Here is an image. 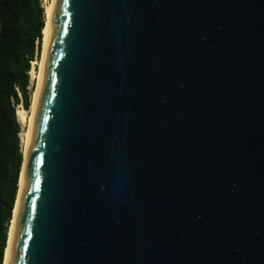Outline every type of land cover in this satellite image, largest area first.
<instances>
[{
  "label": "water",
  "instance_id": "95a60500",
  "mask_svg": "<svg viewBox=\"0 0 264 264\" xmlns=\"http://www.w3.org/2000/svg\"><path fill=\"white\" fill-rule=\"evenodd\" d=\"M7 264H264V0H54Z\"/></svg>",
  "mask_w": 264,
  "mask_h": 264
},
{
  "label": "trees",
  "instance_id": "16d2710c",
  "mask_svg": "<svg viewBox=\"0 0 264 264\" xmlns=\"http://www.w3.org/2000/svg\"><path fill=\"white\" fill-rule=\"evenodd\" d=\"M44 22L41 0H0V264L23 160L16 106H30V62L40 58Z\"/></svg>",
  "mask_w": 264,
  "mask_h": 264
},
{
  "label": "bare ground",
  "instance_id": "6f19581e",
  "mask_svg": "<svg viewBox=\"0 0 264 264\" xmlns=\"http://www.w3.org/2000/svg\"><path fill=\"white\" fill-rule=\"evenodd\" d=\"M53 4H54V0H50V1L45 2L42 5L43 9H44V21H45L44 22V28L42 30V50H41V58H40V61H39V71H38V73L36 74L34 70L30 71L31 78L37 79L36 88H35V90L32 93L30 106H29L28 109H25L23 107V105H19L17 107V109H16L17 119H18L19 123L21 124V126L23 125L25 127L22 130L21 134H20L23 160H22V166H21L19 183H18V192H17V196H16V201H15V204H14V209H13V213H12V219L10 221L9 230H8L7 246H6V249H5L3 264H7L10 244H11L13 231H14V226H15L18 199H19V194H20V189H21V184H22V178H23V173H24V168H25L26 146H27L28 133H29L30 123H31V119H32L35 99H36L38 80H39V73H40L43 53H44L45 46H46V43H47V40H48L49 25H50V18H51L52 10H53Z\"/></svg>",
  "mask_w": 264,
  "mask_h": 264
},
{
  "label": "rangeland",
  "instance_id": "374dc122",
  "mask_svg": "<svg viewBox=\"0 0 264 264\" xmlns=\"http://www.w3.org/2000/svg\"><path fill=\"white\" fill-rule=\"evenodd\" d=\"M42 1V5L45 3V2H47V1H50V0H41ZM40 58H41V55H40ZM40 58L38 59V60H36V64H35V68H34V71H35V73L37 74L38 73V71H39V61H40ZM36 81H37V79H33V78H31L30 77V89L31 88H33V89H31V90H35V88H36ZM33 91H32V93H33ZM31 97H32V95H31ZM25 127L22 125V130L24 129Z\"/></svg>",
  "mask_w": 264,
  "mask_h": 264
},
{
  "label": "built area",
  "instance_id": "2783aa9c",
  "mask_svg": "<svg viewBox=\"0 0 264 264\" xmlns=\"http://www.w3.org/2000/svg\"><path fill=\"white\" fill-rule=\"evenodd\" d=\"M41 2H42V1H41ZM35 64H36V61H32V62H30V66H31L30 71H31V70H34V68H35ZM30 71H29V76H30ZM30 77H31V76H30ZM19 96H20V94H19ZM19 105H22V103H19V104L16 106V109H17V107H18Z\"/></svg>",
  "mask_w": 264,
  "mask_h": 264
}]
</instances>
